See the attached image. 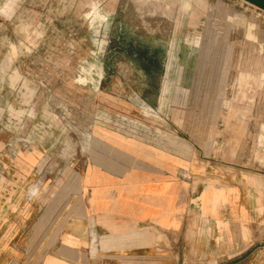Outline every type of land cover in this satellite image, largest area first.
I'll return each mask as SVG.
<instances>
[{"label": "rangeland", "instance_id": "374dc122", "mask_svg": "<svg viewBox=\"0 0 264 264\" xmlns=\"http://www.w3.org/2000/svg\"><path fill=\"white\" fill-rule=\"evenodd\" d=\"M117 119L217 147L264 202V10L244 0H0V178L38 149L63 170ZM253 247L250 261L264 264V240Z\"/></svg>", "mask_w": 264, "mask_h": 264}, {"label": "crops", "instance_id": "0c3cea01", "mask_svg": "<svg viewBox=\"0 0 264 264\" xmlns=\"http://www.w3.org/2000/svg\"><path fill=\"white\" fill-rule=\"evenodd\" d=\"M124 122L63 170L40 149L5 165L0 264H252L264 202L250 173L181 132Z\"/></svg>", "mask_w": 264, "mask_h": 264}, {"label": "water", "instance_id": "95a60500", "mask_svg": "<svg viewBox=\"0 0 264 264\" xmlns=\"http://www.w3.org/2000/svg\"><path fill=\"white\" fill-rule=\"evenodd\" d=\"M262 10H264V0H244Z\"/></svg>", "mask_w": 264, "mask_h": 264}]
</instances>
